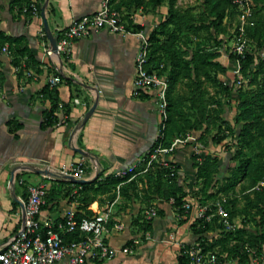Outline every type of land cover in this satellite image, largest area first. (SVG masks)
<instances>
[{"label": "crops", "instance_id": "obj_1", "mask_svg": "<svg viewBox=\"0 0 264 264\" xmlns=\"http://www.w3.org/2000/svg\"><path fill=\"white\" fill-rule=\"evenodd\" d=\"M13 1L0 0V31L26 41L36 65L26 69L19 78L17 68L10 62V54L0 49V69L5 76L0 88V248L19 227V217L14 211L27 196L28 184L50 186L55 180L45 179V174L67 179L60 176L59 171L77 161L84 165L82 178L77 180L90 181L116 174L145 156L158 135L160 124L153 90L143 91L139 96L133 93L139 42L134 35L97 29L73 40L69 51L60 57L50 58L44 54V45L51 46L60 29L77 17L96 11L102 0H30L38 6L37 14L18 11ZM177 4L187 7L181 6L185 4L182 0H177ZM121 11L126 15L125 8ZM165 12L166 7L162 6L157 14L134 18L130 13L129 18L149 33L156 17L163 18ZM41 30L45 37L41 36ZM54 74L61 78L55 86L67 113L59 107L58 122L41 127L42 113L50 103L42 99L39 90ZM12 123H17L18 127L13 128ZM198 132L187 133L200 137ZM193 148V143H187L173 153L164 154V159L177 166V183L185 192L183 204L190 203L191 207L183 208L184 214L180 216L170 200L150 193L148 197L142 190L137 197L128 198L120 187V197L111 205V217L121 228L111 229L107 241L118 250L130 247L131 251H119L115 256L85 264H178L182 250L200 238L192 229L198 220L196 206L199 203L191 197L198 187ZM196 148L198 154V143ZM140 187L146 188L143 183ZM127 194L131 195V191ZM109 195L97 194L89 208L95 213L102 212L114 200L109 201ZM236 198V214L232 220L237 228L255 233L259 216L243 219L238 213L244 205L243 194L238 192ZM73 205L68 197H60L41 208L40 215L60 220ZM144 221L150 226L147 230L143 228ZM219 232L208 231L202 235L204 244L217 252L219 264H238L233 253L225 249L230 242L223 243ZM248 264H264V245L261 256L251 258Z\"/></svg>", "mask_w": 264, "mask_h": 264}, {"label": "trees", "instance_id": "obj_2", "mask_svg": "<svg viewBox=\"0 0 264 264\" xmlns=\"http://www.w3.org/2000/svg\"><path fill=\"white\" fill-rule=\"evenodd\" d=\"M110 5L121 11V8L134 9L149 7L151 12L159 13L162 5H165L166 12L163 18L155 24L148 33L150 42L147 69L148 71H157L159 74L167 72V87L165 90L166 100V120L165 127L159 132L163 135L161 144L168 146L174 136H184L190 130H200L205 123L215 122L218 116L217 109L210 106L211 109H202L199 118L190 121L186 118L179 117L176 113L177 97L180 95L179 84L183 83L184 94L182 97L189 99L190 103L196 104L198 96L202 91L205 80H210L207 69L213 65L210 58L218 56L217 52L207 51L200 42L198 48L192 52L182 50L180 46L185 41L186 34L200 36V31L204 30L211 37V34H217L225 29L226 22L231 25L232 20H237V8L231 0H201V8L197 13L193 12L190 7L181 8L177 0H109ZM252 20L253 24L246 27V34L249 39L248 50L241 61V79L239 87L236 88V97H231L233 87L225 85L223 88L233 100V126H239L237 133H221L213 136L215 143H221L227 137H230L236 146V156H239V164L233 170L227 179L217 182L216 176L220 169V160L214 155H205L202 159L196 157L193 160L196 168V185L199 188L197 193L202 196L201 204L214 203L220 200L222 196L226 197L224 207L229 213L232 220L236 214L234 204L236 194L242 193L244 205L238 213L243 219L259 216L258 228L255 233H248L243 227L234 230H226L219 221V216L215 215L210 220H197L192 229L199 236L208 231L219 230L222 235V242H230L226 246L227 252H232L237 258L238 264H248L251 258H258L262 254L264 242V195L261 191L249 188L253 187L260 179L264 178V0H252ZM30 0H14L13 7L22 11L23 6H28ZM39 10L38 6L36 5ZM28 13V12H24ZM125 14L123 18L128 29L137 31L143 29L138 24L129 23ZM212 30V31H211ZM214 38V37H213ZM215 40V38H214ZM5 44L8 45L12 65L17 68L19 78L24 76L26 69L35 68L36 62L34 55L29 50L26 41L21 38H14L0 31V49ZM235 58V55L233 56ZM37 71V69H36ZM5 76L0 69V88L3 86ZM237 81V79H236ZM220 84V83H219ZM244 85L250 86L244 88ZM39 95L43 100L48 101L50 106L42 113L41 127L53 126L58 122L57 111L61 105L62 111L66 114L67 108L60 104L58 90L56 86H50L46 83L40 90ZM216 103L214 95L209 97V104ZM13 128H17V123H12ZM170 127H176L175 132ZM12 128V129H13ZM220 130V129H219ZM229 130V127H227ZM173 133H176L173 137ZM159 134V133H158ZM159 136V135H158ZM172 137V138H171ZM200 138V137H199ZM235 138V139H233ZM160 139L156 137L149 151L152 152L157 146ZM226 144V143H225ZM253 145L261 148V153L254 156L244 157L246 149H252ZM198 158V159H197ZM171 166L177 170V166L171 162ZM145 166L144 161L137 165L133 172L142 170ZM133 172H128L124 176L116 174L107 175L103 179L98 177L90 181H79L74 183L69 179H55L51 182L46 191L45 208L51 202L59 200L60 197H68L70 201L76 202V218L90 217L95 214L89 206L96 199L97 194L110 193L108 200L112 201L115 197V187L118 183L124 182L121 186V193L128 196V191L137 197L138 191L157 196L163 200H173V205L178 209V215L184 214L182 207L185 192L177 183L176 175L169 176V168L158 167L153 164L148 171L137 174L129 179ZM244 179L248 180V186L241 185ZM143 183L144 187L139 188ZM198 183V184H197ZM80 186V188H78ZM77 188L76 193L72 194V189ZM214 209V208H213ZM143 228L149 229L148 221H144ZM245 222V221H243ZM245 225V223H243ZM75 234H66L63 236L64 241L75 238ZM231 242H233L231 244ZM205 250L211 247L202 242ZM178 264H189L187 257L181 253L178 257Z\"/></svg>", "mask_w": 264, "mask_h": 264}, {"label": "built area", "instance_id": "obj_3", "mask_svg": "<svg viewBox=\"0 0 264 264\" xmlns=\"http://www.w3.org/2000/svg\"><path fill=\"white\" fill-rule=\"evenodd\" d=\"M237 8V20L234 27V47L233 53L235 58L234 76L237 82L241 79V61L245 56L249 46V39L246 34V27L253 24L252 20V0H231ZM22 12L37 14L38 9L33 1L28 6H23ZM120 10L113 8L109 0H102L100 7L89 14H83L74 19L65 28L60 29L58 37L55 40L54 47L44 45L43 51L47 57H60L69 51L73 40L88 35L97 29H104L112 33L121 35L131 34L138 39V50L135 57V78L133 93L139 96L150 85L160 87V130L165 127L166 120V100L165 90L167 82L158 78L155 71H148L147 61L149 53L148 33L143 30L133 31L127 28ZM42 37L45 32L41 30ZM1 50L9 54L8 45L2 46ZM261 56L264 51H260ZM29 76V72H26ZM61 81L59 75L54 74L49 78V85L55 86ZM61 107V105H59ZM161 132V131H160ZM158 130L160 141L152 152L144 158L142 157L137 163L132 164L116 172L118 176H124L128 172H133L138 164L144 161L145 166L138 172H133L131 178L137 174L144 173L155 163L158 167L169 168L168 175H176V170L171 166V162L164 159V154L173 152L177 147L187 143L194 144V152L197 153L196 144L199 135L186 133L184 136H174L168 146L161 144L163 135ZM84 173V165L81 161L72 163L68 168L59 171L60 176L81 179ZM45 179L55 180L48 174L44 175ZM124 182H120L115 187V198L109 206L100 213H95L90 217L76 218V202L70 207L60 220H54L50 217H41V208L45 203L46 191L49 188L45 183L28 184L26 186L27 196L21 199L14 214L19 217V227L15 235L0 248V264H85L87 261H101L103 259L115 256L119 251L128 253L130 247H122L120 250L112 247L107 241V236L111 229L119 230L121 224L116 221L112 222L111 205L120 197V187ZM74 186V183L71 184ZM75 188V187H74ZM80 188V186H78ZM255 190L261 191L264 195V178L260 179L255 185ZM77 188L72 191L76 193ZM173 202L172 199H170ZM226 197L222 196L220 200L214 203L201 204L197 203L196 218L210 220L213 216L218 215L219 221L226 230L236 229V224L230 219L227 209L224 207ZM183 208L189 209L190 203L182 205ZM214 208V209H213ZM66 234H75L76 237L68 241L63 240ZM204 242L202 236L197 242L184 248V254L189 264H219L217 252L205 250L202 245ZM264 245V242H263Z\"/></svg>", "mask_w": 264, "mask_h": 264}, {"label": "rangeland", "instance_id": "obj_4", "mask_svg": "<svg viewBox=\"0 0 264 264\" xmlns=\"http://www.w3.org/2000/svg\"><path fill=\"white\" fill-rule=\"evenodd\" d=\"M183 3L181 6H187L193 9L194 13H197L200 11L201 8V0H193L190 2L189 0H182ZM13 5V4H12ZM165 6V5H162ZM12 7V6H11ZM162 8V7H161ZM184 8V7H182ZM18 10V9H17ZM126 10V20L132 24L135 22L132 21L130 17V13L134 14V18L136 15L140 17H145L148 13H154L150 11L149 7H144V8H138L134 9L133 7L130 8H125ZM138 10V12H137ZM261 12L264 13V10ZM28 14V13H27ZM155 14V13H154ZM158 22L162 19V17H156ZM156 20V21H157ZM154 21L153 24L155 26L156 22ZM136 24V23H135ZM234 27H235V20H232L231 25H229L228 22L225 24V29L217 34H211V37L207 34L206 31L202 30L200 31V36H194L192 34H186L185 41L183 42L180 48L182 50H187L189 52H192L198 48L197 43L200 42L202 46L210 52H217L219 55L215 56L213 58H210L212 63H215L213 65H209L207 72L209 76L211 77L210 80H205L203 86H202V91L200 92L198 96V100L196 104L192 105L189 101V99L182 97V93L184 94V86L183 83L179 84V89H180V95L177 97V106H176V113L179 115V117L186 118L190 121H194L195 119L199 118L200 112L202 109H211L209 108L210 106L212 107V104L214 105L217 109V119L215 122L211 123H205L201 128H200V138L198 139V144H199V152L193 153L195 156L193 157L196 159V156L199 159H202L205 155H214L220 160V165L225 163L223 166H220V170L217 172V182L225 179H227L230 175V173L236 169L237 165L239 164V156H236V146L233 144L234 140H231L230 137H227L224 141L221 143H215L214 140H212L213 136L219 135L221 133H227L228 135L231 134L232 130L233 133H237L239 130V126H233V114H234V109H233V100H229V96L226 94V90L228 87L232 86L233 90L231 92V97H236V88L239 87V84L236 81V78L234 76V64H233V47H234ZM212 31V30H211ZM215 40H214V38ZM11 62V58H10ZM12 63V62H11ZM15 67V66H14ZM157 73L158 78H162L167 82V72L163 71L162 73ZM220 83V84H219ZM227 85V89H224L223 87ZM250 86L244 85V88H249ZM150 89L153 90L156 98V103L159 108L160 104V87L159 86H153L150 85ZM149 90V89H146ZM211 95H214L216 98V103H211L209 104V97ZM159 111V110H158ZM160 114V112H159ZM200 119V118H199ZM227 127H229V130H227ZM176 127H170L171 131L175 132ZM220 129V130H219ZM191 131V130H190ZM196 131V130H192ZM176 133H173L172 137ZM197 135V134H196ZM171 137V138H172ZM235 139V138H233ZM226 143V144H225ZM262 145L264 147V141L262 142ZM253 148L246 149L245 150V155L244 157L255 155L257 153H261V148L258 147V145H253ZM173 153V152H172ZM192 154V155H193ZM197 158V159H198ZM196 182V179H195ZM198 184V183H197ZM248 180L244 179V181L241 183V185L248 186ZM199 188V184L197 189ZM254 188L251 187L248 190H252ZM197 190H194L191 194V197L196 199L198 202L203 201L205 199L202 198L201 195L197 193ZM134 196L128 195L126 197ZM203 199V200H202Z\"/></svg>", "mask_w": 264, "mask_h": 264}, {"label": "water", "instance_id": "obj_5", "mask_svg": "<svg viewBox=\"0 0 264 264\" xmlns=\"http://www.w3.org/2000/svg\"><path fill=\"white\" fill-rule=\"evenodd\" d=\"M54 45H55V40L52 41V46L54 47ZM89 112H92V109H90ZM224 164H225V163H223V164H221V165L223 166ZM221 165H220V166H221ZM219 170H220V169H219ZM68 179L71 180V181H73V182H79V181H80V180L74 179V178H72V177H68Z\"/></svg>", "mask_w": 264, "mask_h": 264}]
</instances>
